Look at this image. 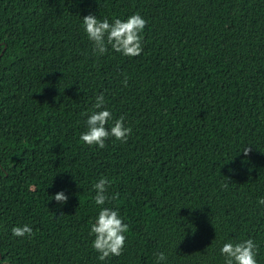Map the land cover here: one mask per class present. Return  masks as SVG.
Returning a JSON list of instances; mask_svg holds the SVG:
<instances>
[{
	"label": "trees",
	"instance_id": "trees-1",
	"mask_svg": "<svg viewBox=\"0 0 264 264\" xmlns=\"http://www.w3.org/2000/svg\"><path fill=\"white\" fill-rule=\"evenodd\" d=\"M134 13L140 55L93 53L84 16ZM2 53L0 264H225L223 244L249 238L264 264V0H0ZM101 93L106 127L131 128L103 149L79 139ZM102 207L129 226L103 261Z\"/></svg>",
	"mask_w": 264,
	"mask_h": 264
},
{
	"label": "clouds",
	"instance_id": "clouds-1",
	"mask_svg": "<svg viewBox=\"0 0 264 264\" xmlns=\"http://www.w3.org/2000/svg\"><path fill=\"white\" fill-rule=\"evenodd\" d=\"M83 28L92 42V51L95 54L103 55L108 51L109 46L118 53L127 57H135L141 54L143 50L141 33L144 30L147 21L139 14L134 13L126 19H114L109 22L107 18L98 19L94 15H86L82 18ZM127 84V79L123 81ZM105 97L101 93L96 97L93 111L86 120L87 130L82 132L79 139L87 145H96L103 149L105 141L114 137L122 143L127 142L131 134V128L124 124V117L115 119L113 125L106 127L110 120H113L111 111L104 107ZM250 149L245 148V155ZM111 181L107 177H102L93 185L96 191L94 202L96 205H104L109 196L107 186ZM115 197H113L114 199ZM54 199L58 203H66L68 196L63 191L57 192ZM259 204L264 205V198H260ZM129 230L128 224L124 223L117 210L102 207L94 223L91 224L90 235H94L92 241L93 249L99 253L98 259L103 261L110 256H119L122 254L126 236ZM13 236L23 237L33 235L32 228L25 224L12 228ZM258 245L251 239L242 240L237 243L226 242L220 249L225 257V264H258L256 260ZM167 259L165 253H156L157 264H162Z\"/></svg>",
	"mask_w": 264,
	"mask_h": 264
},
{
	"label": "water",
	"instance_id": "water-1",
	"mask_svg": "<svg viewBox=\"0 0 264 264\" xmlns=\"http://www.w3.org/2000/svg\"><path fill=\"white\" fill-rule=\"evenodd\" d=\"M2 55H3V53L1 54L0 59H1ZM1 259H2V255H0V260H1Z\"/></svg>",
	"mask_w": 264,
	"mask_h": 264
}]
</instances>
